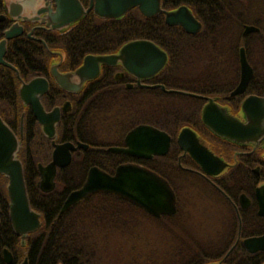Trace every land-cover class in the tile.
I'll return each mask as SVG.
<instances>
[{"label":"flooded vegetation","instance_id":"af4514ba","mask_svg":"<svg viewBox=\"0 0 264 264\" xmlns=\"http://www.w3.org/2000/svg\"><path fill=\"white\" fill-rule=\"evenodd\" d=\"M78 1L83 9L89 5V0ZM16 2L21 5L20 17L32 16L36 14L35 10H40L37 20L13 19L10 14H15L13 10L16 8L13 5ZM179 5H184L191 11L184 3ZM46 7L45 0H0V39L3 38V31L14 21L20 27L18 34L5 40L1 57L4 62L13 66V69L0 64V67L10 72H0V118L19 140L15 156L21 164L29 206L38 213L39 219V225L33 231L22 237L15 233L8 214V179L0 173V199L3 202L0 205V264H20L24 259L28 264V239L36 237L43 222L42 214L29 202L24 178L22 153L23 150L29 149L28 145L31 144L36 145L33 147L36 152L42 149L43 145L48 152V156L41 160L32 157L36 174L34 187L37 191L45 194L59 187V172L63 173L69 182L71 179L81 178L79 184L63 196L57 216L92 194L107 193H91L59 213L64 199L69 192L82 184L89 167L95 166L103 170L97 164L85 167L75 160V154L88 151L94 155L89 159L94 163L107 162L106 154L101 151L117 154L120 155V161L114 164L113 170L118 164L133 163L157 174L167 182L174 196V212L155 217L143 211L152 218L167 216L170 220H177L178 226H166L168 231L175 228L180 229L182 234H193L196 230V240L188 241L196 245L198 252L193 264H264V107L261 120L258 121L261 125L257 122V126L262 130L256 134L245 130L254 123L250 109L242 110L245 97H264V52L260 56V53L253 50L255 44L251 36L260 32L264 36V2L243 0L242 3H236L233 9L236 14L245 18L238 27L236 40L235 34L223 40L210 35L194 36L203 27L202 21L196 17L200 23L196 33H186L179 26H171L193 36L186 38L194 39L198 43L197 47L201 49L200 52L194 53L193 59L186 57L185 65L182 66L167 67L169 56L165 50L149 39L134 38L151 41L165 53V63L158 71L138 77L126 71L120 61L100 63L96 71H87L80 77L74 76V71L81 65L85 56L116 54L122 44L134 39L121 43L114 50L83 52L76 59L68 61V53L59 44L60 37L89 14L95 19L100 18L93 15L90 7L75 20L56 22L47 20ZM54 10V1L51 0L49 13L52 14ZM191 13L193 14L192 11ZM245 25L257 29L243 33ZM240 35L250 36L248 51L244 42L239 39ZM23 41L29 45H37L43 54V61L31 62L29 67L32 68L25 72L26 74H22L19 68L6 59L9 53L24 56L26 48ZM240 48L243 49L251 68V77L241 92L231 95L230 92L240 79ZM251 51L261 58L258 63L255 61L256 57L254 60L251 57ZM196 63L201 65L196 66ZM52 66H55L57 73H71L70 80L73 81L74 88H71L70 83L68 88H61L53 78ZM34 78H41L46 82L45 90L36 96L43 111L56 117L52 121V137L43 133V125L33 115L29 103L23 102L20 97L22 84ZM141 107H149L150 110L140 119L136 113ZM137 125L150 126L163 135V138L151 144L148 151L144 150L145 147L141 149L143 151H138L147 155H130L107 150L109 147H125L126 133ZM240 126H244L243 131ZM225 128L233 130L226 133ZM163 140L166 143L165 151L158 153L155 150L160 148ZM52 141L54 144L70 143L73 146L81 143L87 147L69 150V162L61 167L55 166L53 187L43 192L37 187L41 175L38 165L43 167L51 160L54 149ZM29 151L31 152L30 149ZM69 166L71 170H68V173L63 172ZM69 173H72L73 177ZM151 227L155 229V226Z\"/></svg>","mask_w":264,"mask_h":264},{"label":"trees","instance_id":"16d2710c","mask_svg":"<svg viewBox=\"0 0 264 264\" xmlns=\"http://www.w3.org/2000/svg\"><path fill=\"white\" fill-rule=\"evenodd\" d=\"M239 1L243 2V0H161V6L169 9L181 3L186 4L195 17L203 23L202 30L194 36L210 35L223 40L235 34L234 39L236 40L239 34L238 27L245 20L233 9ZM189 36L191 35L184 33L178 27L165 25L161 15L145 18L137 10L131 9L116 20L102 21L89 14L61 36L59 44L68 53L67 60L70 61L79 57L83 52L114 50L129 39H149L168 53L167 67H170L185 65L186 57L193 59L194 53L201 51L194 39L186 38ZM251 36L255 44L253 49L262 56L264 52L263 34L260 32ZM249 37L239 36L247 51L249 50ZM23 45L26 48L23 57L19 53L17 55L9 53L6 59L19 68L22 74H26L25 72L32 68L29 67L31 62L43 61L41 59L43 54L39 51L40 48L33 43L29 45L28 42H24ZM258 59L261 60L260 57ZM0 72L10 74L9 70L3 67H0ZM27 131L30 130L27 129ZM34 146L36 145H28L32 153L29 149L21 153L24 159V178L29 202L42 214L43 222L36 237L32 236L28 239V264H102V255L107 251L106 247L109 243L112 245L115 256L122 255L124 253L122 250H125V257L129 261L126 259L124 264H150L153 260L157 264L194 263L198 254L197 249L191 247V243L187 242L183 235L179 238L175 230L166 229L172 221L170 217L152 218L140 208L113 194H92L57 216L56 213L63 196L69 189L77 186L81 178L71 179L69 182L63 173L59 172L57 176L59 187L45 194L37 191L34 187L36 174L32 157L41 160L48 156V152L44 145L42 149L37 150L38 152L35 151ZM101 152L107 156L106 163L90 162L89 159L94 155L88 151L75 154L74 157L85 167L97 164L111 173L114 164L120 161V155ZM68 170H71L70 166L63 172L68 173ZM69 174L72 176V173ZM1 204L3 202L0 199ZM152 224L155 226L154 230L151 227ZM142 227L147 228V235L139 234ZM169 234L173 240L181 241L178 246H175L178 241H175L173 246L169 245ZM157 235H165V238H158ZM152 243L157 244L154 256L152 255L154 249Z\"/></svg>","mask_w":264,"mask_h":264},{"label":"water","instance_id":"95a60500","mask_svg":"<svg viewBox=\"0 0 264 264\" xmlns=\"http://www.w3.org/2000/svg\"><path fill=\"white\" fill-rule=\"evenodd\" d=\"M49 1L51 0H45V5H47L45 10L48 12L47 20L56 22L75 20L85 14L90 7H92L93 15L100 19H117L129 9L137 8L139 13L147 18L162 14L166 25L179 26L186 33H196L200 28L199 21L186 6L179 5L174 9L166 10L161 8L160 0H89V5L86 9H83L78 0H53L55 10L52 14L49 13ZM13 7L16 8L13 10L15 14H9L15 20L19 18L21 20H37V14L41 13L40 10H35L36 14L32 16L20 17L21 5L16 2ZM4 12H6L5 7ZM256 29V27L245 25L243 33ZM19 30L20 27L14 21L8 29L3 31V38L0 39V64L11 69H13V66L4 62L1 57L5 49V40L18 34ZM27 36H29V33ZM238 58L240 79L236 87L230 92L231 95L241 92L251 77V68L245 59L242 48L239 49ZM115 61H120L126 71L135 74L137 77L138 75L147 76L155 73L164 65L165 53L151 41L134 39L122 44L116 54L85 56L73 75L80 77V75L87 71H96L100 63L110 64ZM51 72L55 82L61 88H68L69 83L71 88H74L73 81L70 80L71 73H57L55 66H52ZM45 88L46 82L43 79H31L28 83L22 84L20 97L23 102L29 103L33 115L43 125V133L47 137H52V121L56 117L52 113L43 111L36 96L45 90ZM161 88L163 89V86ZM263 107L264 97L250 95L244 98L242 110L250 109L252 123H254L251 127L245 128L247 132L256 134L262 130L261 127L257 126V122L261 120ZM258 124L261 125L260 122ZM240 127L243 131L244 126ZM232 130L231 128H225L226 133H230ZM159 138H163L160 131L147 125H137L126 133L124 137L125 147H109L107 150L130 155H147L138 151H143L141 149L144 147V150L148 151L151 144L157 142ZM18 145L19 140L16 139L13 132L0 118V173L8 179L6 192L11 227L16 234L22 237L27 232L33 231L38 227L39 219L38 213L33 211L28 203L21 164L15 156ZM53 146L51 160L43 167L38 165L41 175L37 187L43 192L49 191L53 187L52 178L55 166L61 167L69 162V150L87 147L81 143H77L76 146L70 143H53ZM165 146L166 143L163 140L160 148L155 151L162 153L165 151ZM98 191L115 194L155 217L161 214L170 215L174 212L173 192L162 177L137 164L122 163L114 168L112 174L95 166L89 167L84 181L77 189L69 192L59 209V213L63 212L73 203ZM20 264H27L26 260L24 259Z\"/></svg>","mask_w":264,"mask_h":264},{"label":"rangeland","instance_id":"374dc122","mask_svg":"<svg viewBox=\"0 0 264 264\" xmlns=\"http://www.w3.org/2000/svg\"><path fill=\"white\" fill-rule=\"evenodd\" d=\"M233 35V34H232ZM253 50H255V49H253ZM256 51V50H255ZM251 57L253 58V60H254V57H256V59H255V61L258 63V61H259V59L257 58L258 56H256V54H254L252 51H251ZM196 66H199V65H201V64H199V63H196L195 64ZM263 65V60H262V63H261V66ZM260 66V65H259ZM149 107H141L139 110H138V113H136V115H137V117L138 118H143V116H145L146 114H148L149 113ZM176 221L177 220H175V219H172V221H171V223H170V227H173V226H178V224L176 223ZM177 224V225H176ZM152 226H154L153 224H152ZM153 229V228H152ZM154 230V229H153ZM174 230L176 231V233H178V234H176L179 238H181L182 237V235H183V237H185L186 238V240H187V242L191 239V241H193V240H196V237H197V232H196V230L193 232V234H185V233H181V231H180V229L178 230V229H175L174 228ZM164 231H165V229H164ZM152 233V232H151ZM139 234L140 235H147L148 234V230H147V228L146 227H142V228H140V232H139ZM153 234V233H152ZM153 237H154V235H152ZM157 237L158 238H165V235H163V236H161V235H157ZM178 239V238H177ZM177 242L178 241V244L177 245H175L174 244V242ZM190 241V242H191ZM168 242H169V245H175V246H178L179 245V243L181 242V241H179V240H176V239H172V238H170V234H169V236H168ZM153 244V243H152ZM157 244L155 243V244H153V247H154V249H153V253H152V255L154 256V254H155V246H156ZM172 245V246H173ZM196 245H194V243H191V247H195ZM107 249V251H105L104 253H103V255H102V258H101V263L102 264H124L125 263V261H126V257H125V250H122V252H124L122 255L120 254V255H117V256H115L114 254H113V248H112V245L109 243L108 244V246L106 247ZM128 261H129V259H127ZM150 264H157V262H155L154 260L153 261H150ZM174 264H176V263H174Z\"/></svg>","mask_w":264,"mask_h":264}]
</instances>
